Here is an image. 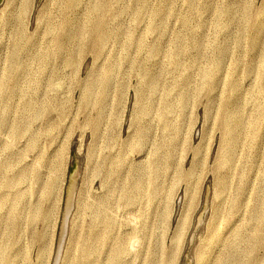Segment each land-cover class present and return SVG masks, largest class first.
I'll return each mask as SVG.
<instances>
[{"label":"rangeland","instance_id":"obj_1","mask_svg":"<svg viewBox=\"0 0 264 264\" xmlns=\"http://www.w3.org/2000/svg\"><path fill=\"white\" fill-rule=\"evenodd\" d=\"M0 207V264H264V0H3Z\"/></svg>","mask_w":264,"mask_h":264},{"label":"bare ground","instance_id":"obj_2","mask_svg":"<svg viewBox=\"0 0 264 264\" xmlns=\"http://www.w3.org/2000/svg\"><path fill=\"white\" fill-rule=\"evenodd\" d=\"M15 0H10V2H14ZM21 1H23V6H25V7H27V4H28V2H29V0H21ZM59 1V0H58ZM74 1V0H73ZM106 1V0H105ZM107 3V2H106ZM60 4H61V2H60ZM73 4H75V3H73ZM78 4V3H77ZM9 2H8V5H7V7L9 8ZM62 5H64V4H62ZM93 5H95V3L93 4ZM98 5V4H97ZM111 5V4H110ZM66 6V5H65ZM107 6V5H106ZM60 7V6H59ZM74 7V6H73ZM99 7V6H98ZM13 8H16V7H12L11 8V11L13 10ZM78 8V7H77ZM76 8V9H77ZM92 8H93V6H92ZM95 8V7H94ZM75 9V8H74ZM78 10V9H77ZM93 11V10H92ZM109 11V10H108ZM13 12V11H12ZM64 12V11H63ZM119 12V11H118ZM117 12V13H118ZM90 13V12H89ZM83 14V13H82ZM106 15H108V14H106ZM113 15H115L114 13H113ZM9 16H11V15H9ZM83 16V15H82ZM78 17V16H77ZM103 17V16H102ZM101 17V18H102ZM72 18V17H71ZM8 20H10L8 17H6V19H5V21H3V23L4 22H8ZM77 20V19H76ZM80 20V19H79ZM82 20H84V18L82 19ZM79 22H81V21H79ZM105 22V21H104ZM107 22V21H106ZM109 22V21H108ZM17 23V22H16ZM72 23H74V22H72ZM72 23H71V20H70V22H69V24H71L72 25ZM76 23H77V21H76ZM62 25V24H61ZM77 25H78V23H77ZM82 25V24H81ZM86 25V24H85ZM105 25V24H104ZM73 26V25H72ZM87 26V25H86ZM89 26V25H88ZM74 27V26H73ZM78 27V26H77ZM80 27V26H79ZM79 27H78V29H79ZM109 27V26H108ZM70 29H72V28H70ZM74 29V28H73ZM72 31V30H71ZM76 31V30H75ZM102 31V30H101ZM77 32V31H76ZM108 32V31H107ZM106 32V33H107ZM91 33V32H90ZM101 33V32H100ZM111 33V32H110ZM79 34H80V32H79ZM92 34V33H91ZM19 36V35H18ZM91 36V35H90ZM110 36V35H109ZM101 38H102V36H101ZM35 45V44H34ZM15 46V45H14ZM31 48V47H30ZM30 48H28V49H30ZM20 49V48H19ZM42 49H44V48H42ZM41 49V50H42ZM17 50V49H16ZM46 50V49H45ZM41 52V51H40ZM13 53H14V49H13ZM12 53V54H13ZM29 53V52H28ZM33 53V52H32ZM19 54V52L17 53V55ZM38 54V53H37ZM42 54V53H41ZM23 55V54H22ZM20 56V55H19ZM18 56V57H19ZM43 58V57H42ZM22 59V58H21ZM20 61V60H19ZM93 84V83H92ZM93 86H95V85H93ZM91 87H92V85H91ZM94 88V87H93ZM90 91V90H89ZM94 91V90H93ZM223 173V172H222ZM227 174V173H226ZM20 175V174H19ZM22 175V174H21ZM222 176V175H221ZM220 176V177H221ZM226 176V175H225ZM24 177V176H23ZM22 177V178H23ZM26 179V178H25ZM231 180H232V178H231ZM73 181H74V175L73 176H71V178H70V183H68L69 185H68V187H66L67 188V199H66V208H65V212H64V221H63V223L65 222V219H66V214H68L69 213V211H68V209H69V207H70V202L72 203V197H73V192H72V183H73ZM219 181V180H218ZM224 181H225V179H224ZM228 182H229V180H227ZM220 182V181H219ZM221 182H222V180H221ZM229 183H231V182H229ZM222 184V183H221ZM224 184H226L225 182H224ZM227 185V184H226ZM229 185V184H228ZM224 186V185H223ZM221 187V186H220ZM75 188V187H74ZM222 188V187H221ZM226 188H227V186H226ZM222 190V189H221ZM74 191V190H73ZM23 192V191H22ZM226 192V191H225ZM21 193V192H20ZM25 193V192H24ZM218 195H220V194H218ZM226 198V197H225ZM228 198V197H227ZM226 198V199H227ZM206 200H205V204H204V211H206L207 210V196H206V198H205ZM225 199V200H226ZM223 200V199H222ZM224 200V201H225ZM223 202V201H222ZM20 203V202H19ZM18 203V204H19ZM221 205V204H220ZM225 205V204H224ZM26 206V205H25ZM83 206V205H82ZM216 206V205H215ZM217 207V206H216ZM1 208V207H0ZM40 208V207H39ZM218 208V207H217ZM219 208H220V206H219ZM214 209V208H213ZM38 210V209H37ZM70 210V209H69ZM67 211H68V213H67ZM38 212V211H37ZM40 213V212H39ZM223 213V212H222ZM7 215H8V213H7ZM3 216V215H2ZM222 216V215H221ZM6 217V216H5ZM2 218H4V217H2ZM8 218H9V216H8ZM1 219V218H0ZM8 221V220H7ZM202 221H203V218H202V214L200 215V217L198 218V220H197V222H198V227H199V225L202 223ZM133 222V221H132ZM217 222V221H216ZM8 223V222H7ZM9 224V223H8ZM206 225V224H205ZM208 226L207 227H209L210 226V222L207 224ZM64 226V225H63ZM253 229V228H252ZM132 230V229H131ZM210 230V229H209ZM221 230V229H220ZM255 230H257V229H255ZM194 231V230H193ZM196 231V230H195ZM260 231V230H259ZM132 232H133V230H132ZM137 232V231H136ZM255 232V231H254ZM130 233V232H129ZM197 234V233H196ZM212 234V233H211ZM210 234V235H211ZM262 234V233H261ZM203 235V234H202ZM216 235V234H215ZM200 236V235H199ZM198 236V237H199ZM98 237V236H97ZM100 237V236H99ZM133 237V236H132ZM216 237V236H215ZM101 238V237H100ZM99 239V238H98ZM134 239V238H133ZM200 239V238H199ZM100 240V239H99ZM132 240V239H131ZM130 240V241H131ZM216 240V239H215ZM224 240V239H223ZM259 239H257V241H258ZM134 241L136 242L137 240H135L134 239ZM193 241V236H192V238H191V242ZM214 241V240H213ZM225 242V241H224ZM128 243H129V240H128ZM134 243V242H133ZM252 243H254V242H252ZM125 244V243H124ZM130 244V243H129ZM134 244H136V243H134ZM131 245H132V243H131ZM130 245V246H131ZM255 245V244H254ZM123 246V245H122ZM132 246H134V245H132ZM220 246V245H219ZM257 246V245H256ZM208 247H197V248H195L194 250H193V255H194V257L196 258V260H197V263L196 264H207V262H208V260L211 258V254H208L209 253V250L207 249ZM253 248V247H252ZM256 248V247H255ZM129 249V248H128ZM131 250V249H130ZM112 251V250H111ZM110 251V252H111ZM128 250H127V247L125 246V247H118L117 248V251L115 252V257H114V260H113V262H112V260H111V262L112 263H110V264H120L121 263V258H122V256H123V254H125V252H127ZM216 252V251H215ZM213 253H214V251H213ZM110 255H111V253H110ZM173 255V254H172ZM109 256V255H108ZM190 255H187V257L190 259V257H189ZM218 256V255H217ZM58 257H59V252H58V255H57V257H56V260H55V264H57V262H58ZM111 257V256H110ZM113 257V256H112ZM111 257V258H112ZM172 256L170 255V258H171ZM173 259V258H172ZM212 259H214L213 257H212ZM211 259V260H212ZM170 260V259H169ZM168 260V261H169ZM110 261V260H109ZM191 261V260H190ZM59 263V262H58ZM82 264V263H81ZM93 264H95V263H93ZM122 264V263H121ZM221 264H224V263H221Z\"/></svg>","mask_w":264,"mask_h":264},{"label":"water","instance_id":"obj_3","mask_svg":"<svg viewBox=\"0 0 264 264\" xmlns=\"http://www.w3.org/2000/svg\"><path fill=\"white\" fill-rule=\"evenodd\" d=\"M2 1L3 0H0V3H2ZM74 157V156H73ZM74 174V181H73V183H72V192H73V189H74V185L76 184V182H77V178H78V175H79V169H76V171L75 172H73L72 173V170H70V172H69V175H68V180H70V176H72ZM66 196H67V188L65 189V194H64V203H65V201H66ZM64 206H65V204L63 205V208H64ZM70 206H71V202H70ZM69 209H70V207H69ZM68 209V210H69ZM67 215V214H66ZM62 223H63V219H62ZM65 223H63V225H64ZM60 234H62L61 233V230H60ZM62 236V235H61ZM61 236H60V240H59V243H58V250L56 251V254H57V252H59V245H60V242H61ZM187 250V249H186ZM184 251V254H183V257H185L186 258V260L188 261V257H187V251Z\"/></svg>","mask_w":264,"mask_h":264}]
</instances>
